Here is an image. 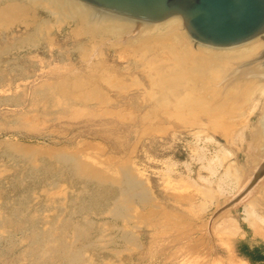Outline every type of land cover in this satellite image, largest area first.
Returning a JSON list of instances; mask_svg holds the SVG:
<instances>
[{"label":"rangeland","instance_id":"374dc122","mask_svg":"<svg viewBox=\"0 0 264 264\" xmlns=\"http://www.w3.org/2000/svg\"><path fill=\"white\" fill-rule=\"evenodd\" d=\"M40 1L0 22V264H67L66 249L75 264H264V148L249 134L262 97L252 112L160 102L148 63L165 50L139 57V30L100 34ZM200 154L223 156L216 174Z\"/></svg>","mask_w":264,"mask_h":264},{"label":"bare ground","instance_id":"6f19581e","mask_svg":"<svg viewBox=\"0 0 264 264\" xmlns=\"http://www.w3.org/2000/svg\"><path fill=\"white\" fill-rule=\"evenodd\" d=\"M1 1H4V0H0V3ZM17 1H20V2L28 1L29 3H31V6L33 5L32 3H35L34 6L39 4L37 0H6L7 2L6 5H0V22L3 20V18L7 14H11L13 11L19 10L21 9L20 7L25 6V5H22L18 7L21 4L16 3ZM41 2L43 4L44 2L46 4H50L49 9L47 6H46L47 8L45 7L46 9H44V7L43 9L52 16L53 14H57V17L60 18L59 20L61 19L76 20L77 19L83 22L90 21V23L91 22L93 23V26L94 25L98 27L101 26L104 29L102 31H98L100 34L101 32H104V33L108 32L109 35L110 34L114 35V33L116 35V33L118 32L127 33L134 29L139 30L137 38L132 40L140 44V47L136 48L138 52L140 53L139 57H144L147 53H151L159 49L165 50L166 51L165 53L169 55V59H167L169 60L168 62L160 61L157 59V57H154L153 54L152 55L150 54L149 63H148L151 69L156 72L155 74L156 78L154 79V84L159 89L158 92H160V97L158 99L160 100V102L161 100L163 101L164 98H168L170 94L176 99V104L174 106L177 109H181V108L183 109L185 107L188 112H193V113H194L193 108L195 107L198 108L200 105L204 106L205 109L208 108V105H212L210 107L215 108L216 110L217 107L223 108L222 106L225 103L227 104V102H231L233 106L235 107L236 104H240L241 102L243 103L245 102L246 104L250 100H251V107L249 110L252 112L255 109H257L256 108L258 104L257 96H261L262 101L264 103V35L253 38L250 42L246 41L248 43L245 44L244 46L242 45L246 42L240 44L241 47L239 48H234V47H238V45L231 46V48L229 47H226V48L210 47V46L200 44L192 39L191 40L187 39L183 35V33L180 32V30H182L181 28L185 30V27L182 22V18L178 16H171L160 23L151 24V23L131 20L125 17L114 15V14L103 13L101 11H98L97 9L92 8L89 5L83 4L76 0H42L40 1V3ZM26 8H29V7L25 6L24 9L26 10ZM26 12H28V10H26ZM88 29L91 30V28H88ZM90 30H88L87 33H89ZM97 30L98 29H96V31ZM85 32H86V29H85ZM190 44L193 45L192 51H191V48H189ZM212 49H222V50H219L220 52H216L217 50L213 51ZM224 49H227V50H224ZM233 106H229V108ZM263 107H264V104H263ZM208 115L209 114H207V117ZM249 134L252 139L253 145H256V148L261 147V146L262 148H264V113H262V115H259L258 123L255 124V126L250 130ZM259 150H261V148ZM224 151L223 152L221 151L220 153H225L226 151L225 152ZM254 153L256 154L257 152H254ZM258 154H260V152L257 153V155ZM225 155L229 156L230 154L226 152ZM218 156H213L209 158V160L207 161H205V158L202 155L198 157L200 160L202 159L206 162V166H203V167L204 169H207V171L209 172V174H211V176L216 174L215 172L217 171V168L220 167L223 161L222 160L223 156H220V157ZM262 162H264V160ZM63 164L65 165V163ZM263 174H264V169L262 165L253 175L255 179L257 180ZM122 175L124 176L125 173ZM124 177H125L124 180L121 181L123 182V184L122 183L121 184L124 187L123 193L126 195H129L130 197L142 196L143 193L138 192L139 186H138L137 181L135 180L136 182H134L133 180H130V178L128 179L126 175ZM206 179L205 181L209 182L208 179L207 180ZM217 179H218L217 189L223 193L225 192V193L231 194V191L236 187L235 184L232 187L230 186V183H229L230 180L236 181L237 179L236 174L231 172L230 169H226ZM84 180L86 179L84 178ZM119 193L120 192H118V194ZM246 216H248V220L258 217L256 216L255 212L252 210L251 211L249 210ZM16 217L18 218L20 216H16ZM258 219L261 221V222L260 221L258 222L264 224L263 219L261 218H258ZM42 238L43 237L39 238L38 236L36 238V241L37 240L38 241L34 242V244H39V243L41 244V242L43 241ZM93 240L94 238L92 239V241ZM65 252L66 253L64 255L67 256V260H68L67 264H75L79 262V260H77V256H78L77 254L73 253L70 256L67 252V249Z\"/></svg>","mask_w":264,"mask_h":264},{"label":"water","instance_id":"95a60500","mask_svg":"<svg viewBox=\"0 0 264 264\" xmlns=\"http://www.w3.org/2000/svg\"><path fill=\"white\" fill-rule=\"evenodd\" d=\"M98 11L157 24L182 18L190 39L231 47L264 35V0H76Z\"/></svg>","mask_w":264,"mask_h":264}]
</instances>
